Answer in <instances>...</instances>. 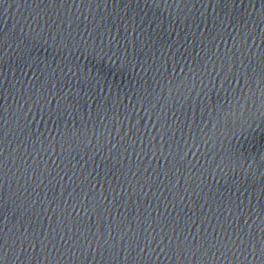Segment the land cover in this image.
<instances>
[{"label":"water","instance_id":"water-1","mask_svg":"<svg viewBox=\"0 0 264 264\" xmlns=\"http://www.w3.org/2000/svg\"><path fill=\"white\" fill-rule=\"evenodd\" d=\"M0 264H264V0H0Z\"/></svg>","mask_w":264,"mask_h":264}]
</instances>
